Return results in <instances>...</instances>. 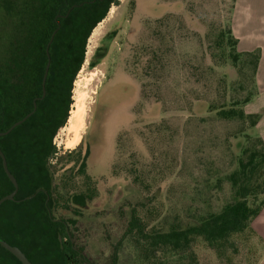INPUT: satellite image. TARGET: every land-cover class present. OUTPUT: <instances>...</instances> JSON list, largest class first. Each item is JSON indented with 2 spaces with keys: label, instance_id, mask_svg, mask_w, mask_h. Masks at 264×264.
Listing matches in <instances>:
<instances>
[{
  "label": "rangeland",
  "instance_id": "rangeland-1",
  "mask_svg": "<svg viewBox=\"0 0 264 264\" xmlns=\"http://www.w3.org/2000/svg\"><path fill=\"white\" fill-rule=\"evenodd\" d=\"M230 28L242 57L225 55L220 66L214 36ZM99 51L101 61L92 67ZM154 51L158 58L152 61ZM247 97L246 112L257 116L256 134L249 122L221 120L207 108ZM63 100L67 108L72 104L52 140L55 183L69 169L80 180L79 166L70 162L78 156L69 153L78 149L82 161L89 148L86 172L97 189L92 201L74 202L71 211L60 208L55 215L77 221L69 229L89 261L79 264L264 263V237L251 231L236 239V252L219 256L201 243L182 258L147 255L127 236L133 206L159 227L194 222L233 200L227 176L246 148L259 145L258 138L264 144V0H117L92 29L85 61ZM71 115L79 121L80 141L69 148L75 139ZM28 217L23 206L7 207L2 232L27 235ZM46 230L56 240L53 263L46 261L68 264L58 249L60 237ZM47 248H35L41 260ZM9 261L2 264H15Z\"/></svg>",
  "mask_w": 264,
  "mask_h": 264
},
{
  "label": "trees",
  "instance_id": "trees-1",
  "mask_svg": "<svg viewBox=\"0 0 264 264\" xmlns=\"http://www.w3.org/2000/svg\"><path fill=\"white\" fill-rule=\"evenodd\" d=\"M116 1L0 0V132L8 131L25 118L37 103L36 111L24 123L0 136V149L19 184L15 199L0 206V238L19 247L32 264L36 263L22 246L24 243L32 248L39 264H51L46 258L51 261V249L56 240L46 229L60 237L58 249L68 264L89 263L83 248L74 244V234L69 229L77 221L64 217L57 219L55 215L60 208L71 211L74 202H90L97 196L92 178L86 172L85 158L89 156L90 149L82 161V153L78 149L69 153V156L74 153L78 156L70 162L79 166L80 180L73 174L75 169H69L60 182L55 183L50 163L57 149L52 140L68 120L72 102L69 100L67 108L62 99L85 61L90 33ZM214 38V46L220 51V56L217 52L214 58L220 57L217 59L220 66L226 63L225 55L233 61L242 57L237 51L238 41L231 28L220 29ZM109 41L111 35L103 39L104 48H108ZM229 48L237 53L229 52ZM100 51L93 58L92 67L101 61ZM155 52L152 61L158 58ZM49 57L46 96L42 98ZM67 92L70 97V91ZM251 100L247 97L233 104L224 101L220 105L210 104L207 108L221 120L249 122L256 134L257 116L248 114L245 109ZM258 139L259 145L246 148L238 158L237 168L227 176L233 200L220 211L208 212L194 222L177 221L157 227L151 225L150 218L140 216L138 206H133L127 213V236H132L150 256L166 253L182 258L195 254L194 249L201 243L215 249L219 256L225 255L229 249L236 252V239L248 231L259 234L253 223L264 209V144ZM14 190L0 157V199ZM20 206L29 216L25 223L27 235H7L1 230L3 212L7 207L15 209ZM39 246L48 247L47 256L42 260L35 250ZM9 260L22 264L0 244V264Z\"/></svg>",
  "mask_w": 264,
  "mask_h": 264
},
{
  "label": "water",
  "instance_id": "water-1",
  "mask_svg": "<svg viewBox=\"0 0 264 264\" xmlns=\"http://www.w3.org/2000/svg\"><path fill=\"white\" fill-rule=\"evenodd\" d=\"M54 38V36H53ZM52 38V40H53ZM51 40V42H52ZM49 67H50V57H49V63L47 65L46 71H45V75H44V79H43V96L42 98H44L46 96V89H45V85H46V81H47V77H48V73H49ZM37 109V103H34V110L28 114L25 118H23L22 120L16 122L8 131L6 132H0V136H4L8 133H10L15 127L19 126L20 124L24 123ZM0 157L2 158V162H3V168L5 173L7 174L8 178L10 179V181L12 182V184L15 187L14 192H12L9 195H6L4 197H2L0 199V206L8 201V200H14L15 196L19 190V184L17 182V179L15 178V176L11 173V171L9 170L8 167V163H7V159L5 154L3 153V151L0 149ZM0 244L7 249L12 255H14L22 264H32V262L28 259V257L25 255V253L17 246H13L10 245L8 242H6L5 240L0 238Z\"/></svg>",
  "mask_w": 264,
  "mask_h": 264
},
{
  "label": "bare ground",
  "instance_id": "bare-ground-1",
  "mask_svg": "<svg viewBox=\"0 0 264 264\" xmlns=\"http://www.w3.org/2000/svg\"><path fill=\"white\" fill-rule=\"evenodd\" d=\"M71 121H72V123H71ZM69 122L71 123V125H69L70 127L68 126V128H70V132H74L75 133V139H73V141L68 144V147L70 148V147H73V146L77 145L79 143V141H80V138H79V132H78V128H77L78 126L75 125V124H78V122H79V121H77V117H73V115H71V117L69 119Z\"/></svg>",
  "mask_w": 264,
  "mask_h": 264
},
{
  "label": "crops",
  "instance_id": "crops-1",
  "mask_svg": "<svg viewBox=\"0 0 264 264\" xmlns=\"http://www.w3.org/2000/svg\"><path fill=\"white\" fill-rule=\"evenodd\" d=\"M259 220V221H258ZM253 226L255 230L264 237V209L261 212V214L257 217V219L254 221ZM264 264V263H261Z\"/></svg>",
  "mask_w": 264,
  "mask_h": 264
}]
</instances>
